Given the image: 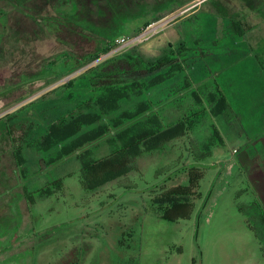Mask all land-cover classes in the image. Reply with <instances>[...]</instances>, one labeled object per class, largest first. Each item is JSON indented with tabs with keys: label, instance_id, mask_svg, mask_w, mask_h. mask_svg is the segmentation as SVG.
Segmentation results:
<instances>
[{
	"label": "rangeland",
	"instance_id": "374dc122",
	"mask_svg": "<svg viewBox=\"0 0 264 264\" xmlns=\"http://www.w3.org/2000/svg\"><path fill=\"white\" fill-rule=\"evenodd\" d=\"M198 1L0 0V10L7 14L0 16V264H264V230L258 220L253 223L256 230L252 229L239 211L257 198L233 154L264 138V78H251L250 67L241 70L239 78H231L238 64L231 62L235 46L214 47L212 41L222 44L221 32H210L215 34L210 38L199 31L203 23L212 22L211 17L222 18L220 6L233 8L239 0H203L199 8L192 7ZM178 8H183L179 17L172 13ZM179 20V33L186 41L189 38L191 54L197 57L186 73L197 81L217 78L236 113L227 124L209 119L224 140L209 157L195 162L196 154L188 152L190 139L201 133L191 134L170 142L162 152L139 157L127 176L87 191L80 183L81 164L76 157L52 164L56 152L39 153L28 146L34 123L43 126L66 108L60 105L56 113L40 114L24 106L83 69L47 85L52 75L98 54L112 37L134 36L149 23L161 27L136 47L158 56L179 40ZM202 50L211 56L204 57ZM62 58L66 68L55 64V72L50 73L51 63ZM225 58L230 62H222ZM193 107L187 101V109ZM185 110L172 109L171 119ZM7 116L14 121H6ZM20 147L22 167L14 157ZM256 148L263 155L261 147ZM110 151L105 139L93 156L100 159ZM192 166L201 169L203 178L200 195L192 199L191 216L164 219L156 199L186 182ZM59 179L60 188L50 185ZM46 185L53 193L47 197L36 193L35 202L29 203L27 193Z\"/></svg>",
	"mask_w": 264,
	"mask_h": 264
},
{
	"label": "trees",
	"instance_id": "16d2710c",
	"mask_svg": "<svg viewBox=\"0 0 264 264\" xmlns=\"http://www.w3.org/2000/svg\"><path fill=\"white\" fill-rule=\"evenodd\" d=\"M32 1L27 0L28 3ZM4 15L7 16L6 12L0 10V16ZM142 29L135 31L134 35ZM117 37H112L98 54L52 75L47 79V85L83 69L66 83L24 106V109L31 108L40 114L46 111L56 113L60 105L66 108L43 126L35 122L28 146L39 153L56 152V156L50 158L52 164L76 157L81 164L80 183L87 191L98 190L127 176L135 169L134 162L139 157L162 152L170 142L195 133L201 135L195 139L191 137L192 148L188 152L196 154L195 162L200 163L211 155V149L224 142L215 123H210L209 119H221L227 124L236 117L234 107L217 78L206 77L197 81L186 73L197 57L194 59L193 50L185 42L167 46L158 56L147 55L135 46L94 63L111 53ZM201 54L206 57L203 52ZM55 64L66 68V60L62 58L60 62L51 63L50 73L55 72L52 68ZM187 101L193 102L194 107L187 109ZM180 106L186 109L185 113L171 119L172 109ZM11 119L13 116H7L6 121ZM6 125L11 135L10 122ZM105 139L110 154L94 158L93 150ZM256 145L264 150V138L236 151L237 163L257 198L251 206H240L239 211L246 216L252 229L256 230L253 223L258 220V226L264 230V184L257 179L263 160L251 153V147ZM16 149L14 157L22 167V149ZM202 178L201 169L192 166L186 182L156 199L164 209V219L176 221L191 216L192 199L200 195L198 188ZM62 183L63 180L59 179L50 185L60 188ZM50 185L28 192L29 203L35 202L33 195L36 193L42 196L43 192L44 197L53 193Z\"/></svg>",
	"mask_w": 264,
	"mask_h": 264
},
{
	"label": "crops",
	"instance_id": "0c3cea01",
	"mask_svg": "<svg viewBox=\"0 0 264 264\" xmlns=\"http://www.w3.org/2000/svg\"><path fill=\"white\" fill-rule=\"evenodd\" d=\"M202 1L203 0H199L198 2L192 3V7L199 8L197 4ZM237 4L238 6H234L233 8H230L228 6H220L218 9L222 14V18L215 19L214 17H211V19L209 20H212V22L208 21L207 24L203 23L199 31L207 32V34H210V38L215 36V34L211 35L212 32L213 33L218 31L221 32L219 39L222 41V44L217 45L216 42L212 41V45L214 47H218L220 45H223L224 47H228L231 46V43L235 46V50H237L236 51L237 53H235V56L231 62H236L239 65H241L240 63L243 64L244 62L246 63V66L239 67V65L236 64L235 67H233L235 70H234V74L230 76L231 78H236V79L239 78V75L237 74L240 73L241 70L248 69L249 67L254 69L253 72L254 74L250 75L251 78H258V79H260V77L264 78V0H239ZM198 8L193 12L194 15H196ZM182 10L183 8H178L177 11L174 10L172 11V13L176 12V14L179 17V15L182 13ZM181 21L182 20H179L177 22L176 29L179 35V40L177 41L175 46H177L182 42H185L186 46L189 48L187 42L189 41V38H187V41L186 39H183L178 30V25ZM226 35L229 36V38L228 37L226 38ZM126 36H131V35H126ZM232 40H234V42H232ZM202 52L206 54L207 58L211 56V54L208 53L209 52L208 50H202L201 53ZM222 62H230V60L229 58H225L224 61ZM248 64H250V66H248ZM220 75H221V71L220 74H217V77L219 78ZM256 147L260 149L259 145H256L255 147H251V153L254 156L256 155L259 156L263 160L262 169L259 170L257 173V179L261 180L264 184V150H263V155H260ZM234 151L233 154H235L237 158L238 153L236 154ZM239 169H240V173H242L245 177L246 185L248 186L249 189L253 191V189L248 184L246 174L240 168V166ZM262 190L264 192V188Z\"/></svg>",
	"mask_w": 264,
	"mask_h": 264
},
{
	"label": "built area",
	"instance_id": "2783aa9c",
	"mask_svg": "<svg viewBox=\"0 0 264 264\" xmlns=\"http://www.w3.org/2000/svg\"><path fill=\"white\" fill-rule=\"evenodd\" d=\"M161 25L158 23H151L145 28L142 29V31L134 36H126L121 35L115 38L113 42V50L110 54H116L124 52L132 47H135L136 45L144 42L147 40L150 35L157 33L158 28H160ZM236 153V150L234 151Z\"/></svg>",
	"mask_w": 264,
	"mask_h": 264
}]
</instances>
